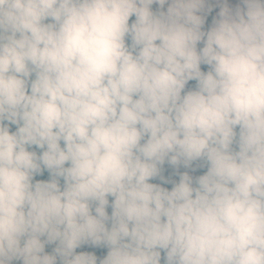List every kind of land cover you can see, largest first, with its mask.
<instances>
[{
	"label": "clouds",
	"instance_id": "obj_1",
	"mask_svg": "<svg viewBox=\"0 0 264 264\" xmlns=\"http://www.w3.org/2000/svg\"><path fill=\"white\" fill-rule=\"evenodd\" d=\"M0 264H264V0H0Z\"/></svg>",
	"mask_w": 264,
	"mask_h": 264
}]
</instances>
